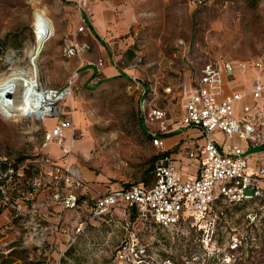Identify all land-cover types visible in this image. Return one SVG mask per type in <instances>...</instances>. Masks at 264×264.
<instances>
[{"label":"rangeland","instance_id":"rangeland-1","mask_svg":"<svg viewBox=\"0 0 264 264\" xmlns=\"http://www.w3.org/2000/svg\"><path fill=\"white\" fill-rule=\"evenodd\" d=\"M188 1L101 0L103 6H93L89 0H0V75L17 68L44 88L72 79L62 105L71 107L74 142L69 145L66 128L61 143L85 178L116 186L152 180L162 152L150 143L128 83H140L163 105L164 90L177 91L184 70L191 79L207 60L259 61L264 77V0H205L196 8ZM90 15L102 30L85 38L75 27ZM83 39L87 50L62 55L65 43ZM93 43L108 57L98 68ZM17 113L0 112V156L25 160L28 180L39 172L30 160L58 148L57 141H44L56 117L39 122ZM19 212H10V225L0 223V264H264V200L215 201L202 219L169 227L134 214L123 225L113 216L83 225L69 242L60 228L69 232L72 225L53 231V225H38L34 212Z\"/></svg>","mask_w":264,"mask_h":264},{"label":"built area","instance_id":"built-area-1","mask_svg":"<svg viewBox=\"0 0 264 264\" xmlns=\"http://www.w3.org/2000/svg\"><path fill=\"white\" fill-rule=\"evenodd\" d=\"M204 1L189 0L188 3L196 8ZM87 25V18L80 16L75 33L87 38L90 35ZM88 47V42L83 39L65 43L61 52L64 57H71L84 52ZM93 65L101 67L103 61L97 59ZM254 66L257 68V76L251 83V96L257 101L261 99L263 92V85L258 79L262 65L256 61ZM244 67V62L236 64L238 69L243 70ZM233 69L231 62H223L222 70L226 74H231ZM220 74L221 69L217 62L207 60L194 71L188 86H177L176 106L179 109L180 123L197 126L204 135V142L195 151L187 153L188 157L197 159V175L192 179L182 178L180 170L166 155H162L153 163L152 180L148 184L132 183L107 190L94 189L89 183L81 180L68 162L69 148L61 143L62 129L66 128L71 130L72 135L69 145L74 142L71 107L67 105V108H64L62 105L70 96L72 79L56 88H44L34 84L32 92L27 93L25 97L35 105L27 115L19 113L23 114L24 118L39 122L44 117H56L55 124L45 131L44 141L58 142L63 163H58L45 154L39 155L30 160L38 169V175L27 180L22 171L26 162L18 161L15 177L21 185L7 187L8 192L0 198V203L17 212L26 202L34 200L38 191L45 190L48 205L60 210L75 211L71 230L68 232V229L60 228L69 242L82 230L83 225L102 217L114 207L122 209L123 225H128L127 217L133 212L141 221L159 227H169L188 217L194 220L202 219L215 201L243 203L264 200V162L258 161L254 169H248L244 149L234 142V139H241L249 146H264V100L257 107L243 106L242 115L235 118L232 103L240 98V94L233 93L224 96L220 101L215 100L221 93ZM126 89L133 93L137 91V108L143 124L149 129L150 143L162 149L163 141L157 133L166 131V121L173 114V109L154 106L150 94L141 90L136 82L128 83ZM169 91V88H166L165 92ZM149 126H153V129ZM215 130L228 141L226 150H222L215 141ZM0 162L8 164L0 171V178L9 177L12 173L11 160L9 157L0 156ZM80 205H86L84 213L78 210ZM51 225L53 231H57L62 224L57 221Z\"/></svg>","mask_w":264,"mask_h":264},{"label":"crops","instance_id":"crops-1","mask_svg":"<svg viewBox=\"0 0 264 264\" xmlns=\"http://www.w3.org/2000/svg\"><path fill=\"white\" fill-rule=\"evenodd\" d=\"M109 0H102V2H107ZM113 1V0H112ZM101 0H89V4L93 6H103L104 3H100ZM88 29L90 31V35L99 36L102 25L100 19H98L95 15H90L87 19ZM89 45V44H88ZM93 47L95 51H97V59H101L104 63L108 60V57L102 55L99 47L93 43ZM217 62L219 69H221V93L215 97L216 101H220L224 96L230 95L233 93L240 94V98L236 99L232 103V112L235 118H238L242 115V107L245 105H249L250 107H257L262 100H264V77L259 75L258 79L263 85L262 97L260 100H254L251 96V83L253 79L257 76V68L254 66L255 62H244L245 67L243 70L236 68V64L238 62H231L234 65V69L231 74H226L222 70V64L225 60L214 59ZM108 62V61H107ZM187 69V68H186ZM104 73H110V67H106ZM188 70H184L181 83L179 85L188 86L191 83V79L188 78ZM139 85V88L144 92H147L144 87L136 82ZM133 93V92H132ZM149 93V92H148ZM135 97H137V91L133 93ZM152 98V97H151ZM165 102L163 105H158L157 102L153 101V105L156 107H168L173 109V114L167 118L166 121V131L164 132V136H160L163 141V148L161 149V156L166 155L171 163L180 170L182 178L192 179L197 175L198 171V162L196 158L188 157V152L195 151L203 142L204 135L201 129L194 125H182L178 119V107L176 106L178 102V92L177 91H169L165 92L162 97ZM173 101V103H172ZM150 129H153V126H149ZM148 128H146V132L148 133ZM213 137L215 141L218 143L222 150H226V144L228 141L224 139L222 134L219 131L213 132ZM234 142L237 145H240L246 154L248 169H254L256 163L258 161L264 162V146H249L245 140L234 139ZM57 151L60 150L55 147V149L51 150L47 147L46 154L50 156L52 159L59 158L60 154L57 156ZM62 159V156L59 160ZM71 167L74 168L73 164L70 163ZM75 172L81 178V180L89 183V185L94 189L107 190L115 187H125V186H116L115 183L107 184L102 181L99 177H93L89 175L91 178H85V172L80 171L78 168H74ZM80 172V173H79ZM85 173V174H84ZM141 184H146L147 182H138ZM132 184V183H130ZM148 184V183H147ZM129 185V184H128ZM126 185V186H128ZM47 192L39 191L34 198V204L32 206H21L20 214L27 213H35V217L33 220H38L39 225H51L55 222H60L62 225H71V220L75 216V211L73 210H60L56 207L48 205L47 202ZM87 209L86 205H80L79 211L84 213ZM12 211V210H11ZM11 211L2 210L0 212V223L3 225H10L8 222L11 220ZM133 214V212H130ZM128 215V216H129ZM117 216L121 220H123L122 209L120 207H114L110 209L107 213H105L100 218L92 219L87 223V225H98L99 222H104L105 219H109L110 217ZM26 217H28L26 215ZM31 219V218H30ZM40 219V220H39ZM124 222V221H123ZM31 224V223H29ZM63 235V234H62Z\"/></svg>","mask_w":264,"mask_h":264},{"label":"bare ground","instance_id":"bare-ground-1","mask_svg":"<svg viewBox=\"0 0 264 264\" xmlns=\"http://www.w3.org/2000/svg\"><path fill=\"white\" fill-rule=\"evenodd\" d=\"M17 71V68H13L8 75H0V112L2 115L8 109L27 115L35 105L25 95L32 92L34 84L38 86L36 79L35 81L30 80L28 77L18 74ZM29 77L33 78L31 75Z\"/></svg>","mask_w":264,"mask_h":264},{"label":"trees","instance_id":"trees-1","mask_svg":"<svg viewBox=\"0 0 264 264\" xmlns=\"http://www.w3.org/2000/svg\"><path fill=\"white\" fill-rule=\"evenodd\" d=\"M120 74H122V73H120ZM93 75H94V73L91 76H93ZM136 105H137V97H136ZM137 111H138V108H137ZM138 115H139V120L142 122L139 111H138ZM146 134L149 137V133L146 132ZM164 134H165L164 132L157 133L158 136H164ZM9 160H11V163H10L11 166L10 167L12 169V173H11V175L9 177L3 176V177L0 178V198H3L4 193L8 192L7 187H10L11 185L14 186V187H19L21 185L20 181H18L19 179L15 177L16 163L18 161H21V159L9 158ZM7 165H8L7 162H0V171H3L7 167ZM152 170H153V165H152V168H151V173H152ZM25 204L28 205L29 203L26 202ZM6 208H7V205H4L3 203H0V211L2 209H6Z\"/></svg>","mask_w":264,"mask_h":264},{"label":"water","instance_id":"water-1","mask_svg":"<svg viewBox=\"0 0 264 264\" xmlns=\"http://www.w3.org/2000/svg\"><path fill=\"white\" fill-rule=\"evenodd\" d=\"M17 114H18V113H17ZM18 116H21V117H23L24 115L19 113V114H18Z\"/></svg>","mask_w":264,"mask_h":264}]
</instances>
